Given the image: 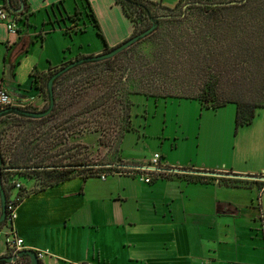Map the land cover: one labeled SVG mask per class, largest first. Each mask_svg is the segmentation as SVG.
Listing matches in <instances>:
<instances>
[{
  "label": "crops",
  "instance_id": "1",
  "mask_svg": "<svg viewBox=\"0 0 264 264\" xmlns=\"http://www.w3.org/2000/svg\"><path fill=\"white\" fill-rule=\"evenodd\" d=\"M147 1L170 9L180 2ZM11 2L20 7L19 0ZM26 2L28 11L17 15L18 36L0 24V78L14 98H32V110L45 105L41 87L51 73L135 33L134 22L116 0ZM85 3L104 39L85 16H75ZM88 27L101 43L94 52L86 51L80 36ZM224 107L201 105V110L217 114ZM262 110L248 125L237 127L235 112L193 134L180 124V132L168 134L166 119L156 122L151 134L149 125L137 128L132 121L116 165L140 166L158 152L168 170L185 172H165L150 184L127 175L76 176L43 189H34L36 179L24 178L25 195L13 228L26 250L49 252L42 264H264V158L249 154L244 162L231 160L238 131L251 127ZM194 134L197 143L185 148L190 155L175 159L179 140ZM8 230H0V257L8 256Z\"/></svg>",
  "mask_w": 264,
  "mask_h": 264
},
{
  "label": "trees",
  "instance_id": "2",
  "mask_svg": "<svg viewBox=\"0 0 264 264\" xmlns=\"http://www.w3.org/2000/svg\"><path fill=\"white\" fill-rule=\"evenodd\" d=\"M116 1L123 5L126 14L134 22L136 28L134 35L140 31L134 13L144 16L151 24L148 18L150 14L159 20V24L166 22L173 25L172 31L161 33L163 31L157 29L152 34H161L160 46L152 59L146 58L140 62L133 59H129V62L121 61V55L127 53L130 50L128 49L115 58L85 64L63 75L55 82V105L49 116L34 120L9 114L0 119L1 179L7 198L10 193L5 183V175L9 173L16 175L24 173L30 175H27V178L33 179L35 175L43 173L50 179L45 186L39 188L43 189L76 176L96 177L101 174L99 170L107 171L108 168L101 166L81 169L78 163L69 167L53 165V168L40 170V167H47L43 160L34 161L43 151V148L38 147L39 142H35L41 135L28 134L13 149L12 144H6L3 140L5 125L8 127L27 123L44 125L68 115L58 123L60 126L71 121L68 129H75L78 125L86 123L88 126L100 128L112 124V121L117 119L120 121L122 140L124 134L132 129V97L136 95L155 99H196L208 109L235 104L237 127L250 124L256 111L264 108V0H246L240 5H226L228 2L238 0H180L173 9L160 6L170 12L162 15L154 14L152 7L157 4L147 0ZM23 2L24 10L19 15L28 11L26 0ZM182 3L184 6L188 3L192 5L185 13L182 9L181 14H172ZM187 11L198 13L199 20L191 26V31L181 32L179 27L187 20ZM78 15L85 16L96 28L100 38L104 39L88 3H85L83 12H77L75 16ZM169 34H173V37L169 38ZM106 47V51H109L108 46ZM195 75L200 76V82L193 88H185L175 82L176 79ZM50 76L41 87L46 101L45 107L48 106L46 84ZM226 77L232 85H237L241 78L244 79V83L248 82V86L255 84L260 78L263 82L257 97H248L242 94L239 88L219 96V84L221 79ZM80 118H84L83 121ZM82 170L86 172L82 174ZM24 195L25 192L21 189L17 204L22 201ZM5 226V223L2 224L0 230ZM16 264L31 263L28 257H23ZM38 264L42 262L38 261Z\"/></svg>",
  "mask_w": 264,
  "mask_h": 264
},
{
  "label": "rangeland",
  "instance_id": "3",
  "mask_svg": "<svg viewBox=\"0 0 264 264\" xmlns=\"http://www.w3.org/2000/svg\"><path fill=\"white\" fill-rule=\"evenodd\" d=\"M183 6L184 4L182 3L178 8L173 10L172 14H181ZM152 11L154 14L158 15L170 13L158 5L153 6ZM187 12V20L179 27V31L181 32L191 31V26H194L199 20V14L195 13V11ZM134 16L137 21L138 29L140 30L138 33L144 31L146 27H150L151 24L147 22L144 16L135 13ZM172 26L173 25H170L169 23L160 22L158 29L163 31L161 33L168 32L169 30L171 32ZM80 36H82L84 44L86 45V51L94 52L101 44L92 27H88L85 33ZM160 37L161 34L157 33L156 35H151L147 39L134 45L127 53L121 55V61L125 62L127 60L129 62V59H133L134 61L140 62L146 58L152 59L154 55H156L158 47L160 46ZM170 37H173V34H169V38ZM238 74L240 75L241 73L239 72ZM175 82L181 84L182 87L193 88L199 84L200 76L195 75L194 77H183V79H176ZM262 82L263 81L260 78L258 82L248 86V82L246 81L244 83V79L241 78L237 85H232L228 81L227 77L222 78L218 87V94L219 96L225 93L229 94L234 89L236 90L239 88V91L242 94H245L248 97H257L259 94L258 90L260 89ZM132 103L133 106L131 113L133 125L137 128L138 126L143 128L149 125L148 132L150 134L156 131V122L159 121L161 123L163 119L167 120L166 132L168 134L173 133L175 130L180 132L179 124L180 127L188 129V133L193 134L199 131L201 127L205 128L207 125L217 124L219 116L221 117L225 114L227 116L231 115L232 117L236 112V106L233 104L226 105L217 114L205 112L201 110V105L198 100L185 98L155 99L136 95L132 97ZM32 108L33 107H31V111H41L46 107L45 105L40 109L35 107V110H32ZM215 114L217 117H215ZM67 117L68 115L61 116V118L50 121L44 125L37 123H27L21 126L11 127L5 125V131L3 132L2 137L6 144H12V148L15 149L16 145L20 144L21 140L26 137V135H41L35 142H39L38 147L43 148V151L40 155L41 157L39 156L34 159V161L43 160V164L47 167H40V170L53 168V165L69 167V165L78 163L81 169L88 167L100 168L101 166L112 164L116 165L118 162L122 136V131L119 128L120 121L114 119L112 124L100 128H97L94 125H90V127L86 123L78 125L75 129H68L72 123L71 121L67 122L63 126L58 124L62 119ZM80 119L83 121L84 118ZM238 132L239 133L235 138L236 148L231 160L235 162H244L243 159L249 154L259 158H264V110L259 112L251 127L242 128ZM234 133L235 128L233 130V136H235ZM138 138L139 137H136L135 140ZM197 141L198 140H196L195 134L190 140H184L181 138V140H179L180 148L173 152V157H175V159H182L185 155H190L189 150L187 151L185 148L194 144V142L197 143ZM230 143L232 147V138ZM49 145L50 147H48ZM196 156L197 155H195V157ZM105 171L106 170H99L100 173ZM81 172L84 174L86 170H82ZM27 175L28 174L24 173L20 175H16L15 173L6 174L5 183L9 193L12 192L13 186L17 182H24V178L30 176ZM35 176L36 186L34 189L42 188L50 180L46 178L43 173H39Z\"/></svg>",
  "mask_w": 264,
  "mask_h": 264
},
{
  "label": "built area",
  "instance_id": "4",
  "mask_svg": "<svg viewBox=\"0 0 264 264\" xmlns=\"http://www.w3.org/2000/svg\"><path fill=\"white\" fill-rule=\"evenodd\" d=\"M0 24H4L11 34H15L16 36L19 35L18 16L17 14L12 13L6 4H0ZM32 102V98L24 100L14 98L5 88L3 81L0 78V110L7 109L9 107L28 110L30 109ZM105 167L108 168V170L96 176L101 180H105L114 175H127L139 178L146 184L152 183L154 179L162 178L165 172L173 173L178 170H168L162 162V155L158 152L153 153L149 162L140 166L112 164ZM14 189L17 191V195H9V198H7V219L5 227L9 230L5 236V244L8 248V256H14L18 252L26 250L23 239L18 236L16 230L13 228V223L17 219V201L20 198L18 194L22 189L21 184L17 182ZM47 254H49V252H38V260H42Z\"/></svg>",
  "mask_w": 264,
  "mask_h": 264
},
{
  "label": "water",
  "instance_id": "5",
  "mask_svg": "<svg viewBox=\"0 0 264 264\" xmlns=\"http://www.w3.org/2000/svg\"><path fill=\"white\" fill-rule=\"evenodd\" d=\"M19 2H20L19 8H15L12 5L11 0H6V5L12 13L20 14L24 10V2L23 0H19ZM244 2H246V0L231 1V2L226 3V5H240ZM191 5L192 3H188L183 7L184 13L187 10V8L190 7ZM182 16H184V14ZM148 18L151 22V26L148 29L144 30L143 32L133 35L132 37L122 42L121 44L111 48L109 51H106V52H103L97 55H93V56H87V57L76 59L60 67L58 70H56L52 74V76H50V78L47 80L46 89H47L48 106L44 110L31 111V110H24V109H20L16 107H9L7 109L0 110V119L9 114L17 115V116H21V117H25L29 119H34V120L43 119L49 116L54 109V105H55L54 85H55V82L59 78H61L63 75L69 73L70 71L82 65L100 63V62H104L112 58H115L116 56L120 55L124 51L133 47L134 45L150 37L158 29L159 20L151 17L150 14H148ZM9 170L16 171L17 169H9ZM1 172H2V157L0 155V226L4 224L7 219V195L3 188ZM176 172L184 173L185 171L176 170ZM23 257H28L31 264H38L39 260L37 258V253L33 250H23V251L18 252L14 256H2L0 257V264H16V262Z\"/></svg>",
  "mask_w": 264,
  "mask_h": 264
}]
</instances>
